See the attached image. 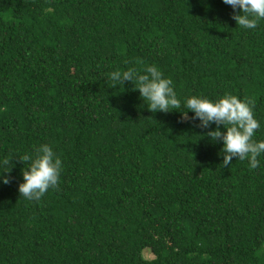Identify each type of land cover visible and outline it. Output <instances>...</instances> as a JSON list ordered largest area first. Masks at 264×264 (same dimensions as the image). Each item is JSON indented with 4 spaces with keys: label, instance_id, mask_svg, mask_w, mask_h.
<instances>
[{
    "label": "trees",
    "instance_id": "1",
    "mask_svg": "<svg viewBox=\"0 0 264 264\" xmlns=\"http://www.w3.org/2000/svg\"><path fill=\"white\" fill-rule=\"evenodd\" d=\"M233 14L224 0H0V156L47 143L62 161L35 200L13 156L0 264H264V153L223 165L182 104L153 112L108 79L156 65L180 98L236 95L264 139V19Z\"/></svg>",
    "mask_w": 264,
    "mask_h": 264
},
{
    "label": "clouds",
    "instance_id": "2",
    "mask_svg": "<svg viewBox=\"0 0 264 264\" xmlns=\"http://www.w3.org/2000/svg\"><path fill=\"white\" fill-rule=\"evenodd\" d=\"M224 3L232 7L233 19L242 28H256L258 21L264 19V0H224ZM108 79L113 82L112 85L131 81L133 89L139 90L140 98L153 112L178 110L182 104L183 110L179 111L184 118L198 120L200 127L208 129L206 134L210 140L214 142L219 138L222 141L220 152L223 165L229 166L233 157L247 159L250 168L260 165L258 157L264 153V139H254L260 123L253 114L250 102L228 93L216 99L203 95L180 98L171 78L166 77L156 65H148L143 71L135 67H128L124 71L113 70L108 74ZM189 111L191 117L188 116ZM213 123L217 127H210ZM34 151L35 155L25 152L22 155L8 153L0 156V182H9V176L5 173L11 172L13 156L18 155L26 165L21 169L23 179L18 184L20 196L38 200L57 184L62 161L47 143L38 145Z\"/></svg>",
    "mask_w": 264,
    "mask_h": 264
},
{
    "label": "rangeland",
    "instance_id": "3",
    "mask_svg": "<svg viewBox=\"0 0 264 264\" xmlns=\"http://www.w3.org/2000/svg\"><path fill=\"white\" fill-rule=\"evenodd\" d=\"M143 256H144L145 258H148V259L152 258V255L150 254V252H149L148 250H144V252H143Z\"/></svg>",
    "mask_w": 264,
    "mask_h": 264
}]
</instances>
